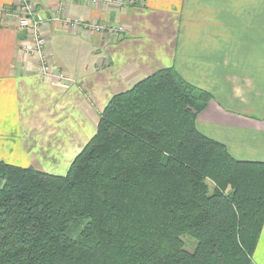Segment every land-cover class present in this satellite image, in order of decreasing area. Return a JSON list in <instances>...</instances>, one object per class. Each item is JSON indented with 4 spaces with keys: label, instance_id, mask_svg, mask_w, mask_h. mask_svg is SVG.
Here are the masks:
<instances>
[{
    "label": "trees",
    "instance_id": "16d2710c",
    "mask_svg": "<svg viewBox=\"0 0 264 264\" xmlns=\"http://www.w3.org/2000/svg\"><path fill=\"white\" fill-rule=\"evenodd\" d=\"M211 100L162 69L110 99L64 176L0 162V264H253L264 163L197 130Z\"/></svg>",
    "mask_w": 264,
    "mask_h": 264
},
{
    "label": "crops",
    "instance_id": "0c3cea01",
    "mask_svg": "<svg viewBox=\"0 0 264 264\" xmlns=\"http://www.w3.org/2000/svg\"><path fill=\"white\" fill-rule=\"evenodd\" d=\"M34 2L52 76L22 52L28 35L18 22L1 23L0 162L48 174L61 162L52 169L63 176L110 99L171 68L212 96L197 130L237 161L264 163V0ZM16 3L0 0V10ZM57 11L63 21L124 31L107 38L65 26L51 20ZM252 262L264 264V222Z\"/></svg>",
    "mask_w": 264,
    "mask_h": 264
},
{
    "label": "built area",
    "instance_id": "2783aa9c",
    "mask_svg": "<svg viewBox=\"0 0 264 264\" xmlns=\"http://www.w3.org/2000/svg\"><path fill=\"white\" fill-rule=\"evenodd\" d=\"M66 0H60L64 2ZM101 4V3H99ZM110 4V3H106ZM61 12L57 11L51 15L52 21H61L65 26L76 27L79 26L85 31L94 32V34L104 35V30L108 27L92 26L89 24L81 23L78 20H62ZM6 19H13L18 22L19 27L28 35V43L23 46L22 52L26 57L36 60V71L42 74L43 77L49 79L52 76L51 65L46 54V39L43 34V23L38 18L36 11V3L34 0H17V3L8 9L0 10V24ZM122 33L119 28L114 33L120 36Z\"/></svg>",
    "mask_w": 264,
    "mask_h": 264
},
{
    "label": "rangeland",
    "instance_id": "374dc122",
    "mask_svg": "<svg viewBox=\"0 0 264 264\" xmlns=\"http://www.w3.org/2000/svg\"><path fill=\"white\" fill-rule=\"evenodd\" d=\"M106 27H108V28H106V30H104V31H102V32H104V35L105 36H107V38H119L118 36H116V35H114V33L116 32V31H118V29L120 28L121 29V31H122V33H123V29L120 27V26H113V25H111V26H106ZM92 33H94V32H92ZM121 33V34H122ZM96 34V33H95ZM120 34V35H121ZM56 164H58L57 166H54V165H56ZM69 165L68 166H70V164L71 163H68ZM60 165H62V163L61 162H56L55 164H53L52 165V167L54 166V167H59ZM52 167L50 168L51 169V172L49 173V174H56V171H54L53 169H52ZM63 170H64V166L61 168V169H59V171H57V172H63ZM45 173V172H44ZM48 174V173H47ZM66 174V173H65ZM64 174V175H65ZM63 175V176H64ZM55 176V175H54ZM182 240H184V249L187 251V252H192L193 250H194V248H195V241L194 240H191L190 238H188V237H183V239Z\"/></svg>",
    "mask_w": 264,
    "mask_h": 264
}]
</instances>
